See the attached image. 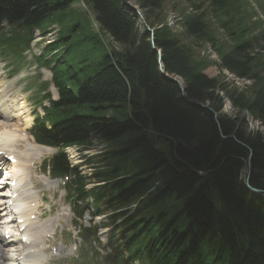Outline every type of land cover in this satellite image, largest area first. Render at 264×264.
<instances>
[{"label":"trees","instance_id":"1","mask_svg":"<svg viewBox=\"0 0 264 264\" xmlns=\"http://www.w3.org/2000/svg\"><path fill=\"white\" fill-rule=\"evenodd\" d=\"M73 1L0 0V20L12 21L26 35L38 23L42 30L66 27L65 12ZM83 1L89 12L62 30L57 47L75 53L93 42V49L101 48L100 38L82 34L92 15L120 50L110 49L98 62L82 61L78 68L72 54L63 59L55 71L61 100L47 111L61 124L39 136L51 145L86 144L91 134L111 142L98 172V181L106 184L95 190L96 198L113 211L138 203L125 221L138 223L164 244L146 250V264H264L263 199H251L239 178L248 153L220 138L208 111L189 105L208 102L220 111L216 91L221 89L238 113L264 129V0H177L184 12L174 34L155 25L168 15L167 0H131L154 28L155 51L150 34L139 31L119 0ZM206 49L218 56L219 71L252 79V86L244 93L205 77L209 55L201 52ZM157 51L165 74L184 82L185 102L177 84L162 78ZM224 119L220 124L230 134L235 122ZM235 131L252 141L247 142L253 151L249 183L264 190V133L249 140L241 128ZM127 245L135 254L132 242Z\"/></svg>","mask_w":264,"mask_h":264},{"label":"rangeland","instance_id":"2","mask_svg":"<svg viewBox=\"0 0 264 264\" xmlns=\"http://www.w3.org/2000/svg\"><path fill=\"white\" fill-rule=\"evenodd\" d=\"M127 1H129L131 3L132 7L135 8L139 12V16H138L139 17V25H138L139 31L146 30L148 32L147 28H149L152 31V33L154 34V28L150 27L145 22L142 11L139 9V7L136 5V3L134 1H131V0H127ZM176 2H177V0H167V14H169L170 12L171 13L169 15H167V18L164 21H161L160 19L157 21V23L155 24L157 28H161L163 26L164 27L166 26L171 30V32L173 34L175 32H178L177 25L180 23V19L176 15L177 13L179 14L176 6H174V4ZM77 3H80V2H77ZM171 7H173V9ZM76 8L77 9H74V8L73 9L77 12H80L81 14H87L88 13V9L87 10H83V8L80 9V6H79V8L78 7H76ZM88 18H89L88 19L89 20L88 25H86V26L89 28V30H87L84 33L85 36L92 35L93 29L95 27V25L92 21V18L90 16ZM4 29H5V32H8L9 26L5 25ZM58 29H59V27L50 26L46 31H41V30L35 31V40L41 39L43 34H45L46 37L42 41H40L38 44H36L35 42L32 44L31 50L29 52H33V56H32V53L30 55H28V52H27L25 62L23 64L20 63L19 68H15V67L12 68L13 66L10 67V63L12 62V59L2 58L0 55V63H1V66L3 68V72L5 73L7 81H13L14 82V85H15L14 89L21 92L19 99L25 98V101L28 105V109L32 115H33L34 111H41L39 104H37V103H38L39 98L42 95H44L45 92H43L40 89V87H39L40 83L51 81L50 71H48L45 67H43L37 61V58L39 55H42V53L44 51V47L46 45V42L47 41L52 42L53 40L56 39V36H57L56 32ZM149 34H150V39H151V33H149ZM109 43L111 46L117 47L120 50V46L117 44L116 41L114 42V44H115L114 45L109 39ZM105 44L109 48L107 40L105 41ZM102 49H103V46L101 48H99L98 50L89 51L87 46H86L83 50L78 52L76 60L86 58L89 61H96L99 59L100 55L102 54ZM205 51L206 52L202 51L201 54H205V55L211 54V57L214 60V62L216 64H218L217 63L218 59H217L215 53L210 49H206ZM12 69H14V72L11 71ZM206 73L208 75H211V74L216 75L217 71L215 68L211 67L206 71ZM49 74H50V76H49ZM219 79H220L221 83L227 87V89L235 87L237 90L245 93V91L248 90L249 87H251V86L239 83L235 80L229 79L228 77H219ZM180 82H182V81L180 80ZM221 91H224V90L217 89L216 94H218ZM49 92H50L51 96L54 95V90H53L51 85H49ZM220 98H222V104H224V108H223L222 113H225L228 118L233 119V121H235V128H238V129L241 128V130L243 132H245V136L249 140L254 139L252 137V134H258V133L262 134L263 128L261 127V124L259 121H257L256 119H252L246 113L245 114L244 113L243 114L238 113L231 106V104L225 99V95L223 93L220 95ZM3 99H4V102L9 106L10 105V103H9L10 98H9V95H7V92H5V91L3 92ZM183 102H185V101H183ZM45 103L46 102H44V104ZM25 107H26V105H25ZM8 109L11 112V105L9 106ZM25 109H26V111H28L27 107ZM12 122H13V124L15 123V121H12ZM18 124H22V118L19 120ZM29 127H31V126H29ZM20 128L23 129L19 125V129ZM262 139L264 140V136L262 137ZM250 142H252V141H250ZM260 142H261V140H260ZM53 154H54V152L51 155H49L45 158H42L37 162V164H36L37 171H36V174L34 175V183L32 184V187L34 186L33 187L34 192H36V194H39L44 200L43 205H42V209H41V213L43 214L42 218L49 217L50 219H52V227L55 230L54 234L56 236L58 243L61 241V239H69L70 242H74L77 230L75 227H73V224H74V221L77 222V220L73 218L68 206L65 205V201H64L65 191H63V195H62L61 199H59L57 197L58 191L53 194V189H51V186H48L47 183L37 181L38 176L48 177L47 174L44 173L43 168H42L43 163H44L43 161L49 159ZM67 156H68V159L72 165H80V163L83 161V159L80 158V155L76 149L70 150L67 153ZM81 169H83L82 172H84V173L88 172V170H85L84 168H81ZM241 171H242V174H244V176H243L244 180H246L245 178H247L251 174V170L245 168V165H243V167L241 168ZM88 221H89V217L84 215L83 219L81 221H79V223L80 224L82 223L83 226H87ZM55 223H57V224L54 225ZM76 227H77V225H76ZM100 240L104 241L103 236L100 237ZM68 252L69 251H67V253Z\"/></svg>","mask_w":264,"mask_h":264},{"label":"bare ground","instance_id":"3","mask_svg":"<svg viewBox=\"0 0 264 264\" xmlns=\"http://www.w3.org/2000/svg\"><path fill=\"white\" fill-rule=\"evenodd\" d=\"M4 91L7 92V95H9L11 112L8 109L10 105L8 106L3 99ZM19 96L20 94L18 90L14 89V83L12 81L7 82L5 80L3 69L1 68L0 64V144L10 154H12L13 158L15 159V162L10 166L5 160L0 161V166L2 165L5 168L3 170H7L11 176L8 179V185L4 181H0L1 234H3V228L5 225L8 229L15 227L14 216L10 213L11 202H17L20 207H23L25 205L28 211L32 210V207L26 204L33 196L32 189H30L29 194L26 191L30 187L28 184H24L22 187L14 189L18 193V195L15 199L10 198L12 194V188L10 187L12 179L14 177L17 178L18 185H20L27 179L33 178L32 175L34 174L33 169L35 167V161L41 157L51 154L49 150H45L43 148H40L39 151H36L34 148L35 144L33 143L31 137H27L24 135V130L30 124V115L25 109L26 107L24 100L21 99L20 101L18 99ZM21 118L22 124H18ZM12 121H15V123L13 124ZM19 125L23 129H19ZM5 218H7V223L4 222ZM56 224L57 223H55L54 225ZM34 229L35 226L31 225L25 231L28 234V238H30L29 235ZM18 238L19 237H17V239ZM4 256L9 257V260L4 261ZM14 256L15 254L13 252H10V250L6 249L5 246L0 245V264H16L14 260L11 259Z\"/></svg>","mask_w":264,"mask_h":264},{"label":"water","instance_id":"4","mask_svg":"<svg viewBox=\"0 0 264 264\" xmlns=\"http://www.w3.org/2000/svg\"><path fill=\"white\" fill-rule=\"evenodd\" d=\"M125 3V2H124ZM136 14H139V12L135 9V8H133L132 6H129ZM152 33V32H151ZM151 45H152V49H154L155 47H154V41H153V36H152V38H151ZM154 51H155V49H154ZM157 55H158V64H159V69H160V72L161 73H163V71H162V69H161V61H162V59H161V53L159 52V51H157ZM163 78L165 79V80H167V81H169V82H174V83H176L177 85H178V87H179V89H180V91L182 92V97H184V87H183V83L182 82H180V79L178 78V77H176V78H170V77H168V76H166V75H164L163 76ZM183 99H185V98H183ZM190 105L191 106H195L196 104H194V103H190ZM249 163V162H248ZM249 166H250V163H249Z\"/></svg>","mask_w":264,"mask_h":264}]
</instances>
